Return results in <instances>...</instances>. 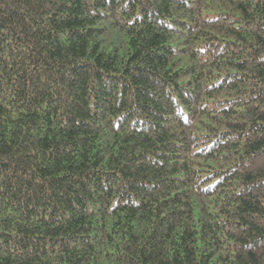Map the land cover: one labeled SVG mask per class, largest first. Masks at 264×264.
Here are the masks:
<instances>
[{
  "label": "trees",
  "instance_id": "obj_1",
  "mask_svg": "<svg viewBox=\"0 0 264 264\" xmlns=\"http://www.w3.org/2000/svg\"><path fill=\"white\" fill-rule=\"evenodd\" d=\"M0 264H264V0H0Z\"/></svg>",
  "mask_w": 264,
  "mask_h": 264
}]
</instances>
